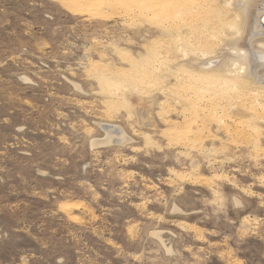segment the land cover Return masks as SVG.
<instances>
[{
    "label": "rangeland",
    "instance_id": "1",
    "mask_svg": "<svg viewBox=\"0 0 264 264\" xmlns=\"http://www.w3.org/2000/svg\"><path fill=\"white\" fill-rule=\"evenodd\" d=\"M175 1L0 0V264H264V0Z\"/></svg>",
    "mask_w": 264,
    "mask_h": 264
},
{
    "label": "bare ground",
    "instance_id": "2",
    "mask_svg": "<svg viewBox=\"0 0 264 264\" xmlns=\"http://www.w3.org/2000/svg\"><path fill=\"white\" fill-rule=\"evenodd\" d=\"M92 1H94V0H92ZM161 1H163V0H161ZM197 1H199V0H196L195 2H197ZM177 3H180V4L183 3V4L179 5V8L182 6L183 9L185 8L184 6L187 7L189 5H193L194 4V6L190 7L191 11L188 12V14L190 16L195 13L194 9L196 11V7H195L196 3H194V0H181V2L177 1L176 2V6H177ZM160 4L162 5L161 2H160ZM188 8L189 7H187V9ZM180 9L182 10V8H180ZM257 10H259L261 12L260 13L261 15L259 16V18L257 20L258 23L257 24L253 23V25H252L251 33H250L249 38L247 40L248 43L251 41V38H253L254 36H261V35L264 36V1H263V3L261 5H259V9H257ZM178 11H179V9H178ZM190 12H192V13L190 14ZM179 13L180 12H178V14ZM178 17H179V15H178ZM181 18L182 17L179 18L181 20L180 23L176 24L179 29H180L181 22H182L181 28H183V27L186 28L187 27L189 29H193V28H191V26H192L191 20H189L190 22L186 21V23H185L182 20L183 18L182 19ZM178 28H176V29H178ZM181 36H182V34H181ZM182 38H183V36H182ZM182 38L179 39V42H178L179 45L183 43L184 39H182ZM187 40H189V38ZM191 42H192V40H191ZM261 47H262V45H261ZM251 52H252L251 53L252 73L254 74L258 84H260L261 86H264V78H258L257 74H256L257 69L264 62V53H263L264 51L262 53H259V52H254L253 50H251ZM204 56H206V55H204ZM220 63H221V59H218V58H214V59H211V60L209 59L207 63H203L204 65L203 64L201 65L202 66V68H201L202 71L201 72H202V74H204L206 76H201V75H197L195 73L185 72V75L183 76L184 77L183 81H186V83L191 87V89L193 90V92L195 94H213V93L217 94L218 91L220 92V90H224V91L227 90V89L233 90L234 88L232 87L231 84L230 85H226V84H224L222 82L224 80L220 79V77L213 76L214 74H216L215 70H216V68L217 69L219 68ZM222 93H219V94H222ZM255 94H259V93H255ZM101 127L103 128V130L107 134L106 141L108 143L113 142V141L121 143V142H124L126 140V136H125L126 133L124 134V132L121 130V128H119V127H117L115 125H110V124H103ZM106 141H105V143H107ZM95 143L96 144H100L101 142L96 141ZM73 206H76V205H73ZM66 208H68V207H66Z\"/></svg>",
    "mask_w": 264,
    "mask_h": 264
}]
</instances>
